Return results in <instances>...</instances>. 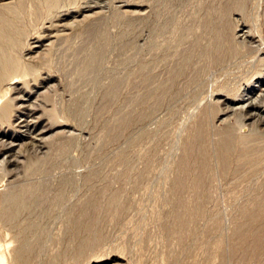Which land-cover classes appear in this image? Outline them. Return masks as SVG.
I'll return each mask as SVG.
<instances>
[{"label": "rangeland", "instance_id": "1", "mask_svg": "<svg viewBox=\"0 0 264 264\" xmlns=\"http://www.w3.org/2000/svg\"><path fill=\"white\" fill-rule=\"evenodd\" d=\"M1 15L19 68L0 81V264H264V0H0ZM203 113L236 152L227 170L209 152L199 193L185 144Z\"/></svg>", "mask_w": 264, "mask_h": 264}, {"label": "bare ground", "instance_id": "2", "mask_svg": "<svg viewBox=\"0 0 264 264\" xmlns=\"http://www.w3.org/2000/svg\"><path fill=\"white\" fill-rule=\"evenodd\" d=\"M0 21L4 22V18L1 15L0 16ZM5 39H7V36L5 34V32H0V43H2ZM222 46V45H220ZM18 62L17 60H15L14 58H10L9 55H6V53L3 51L0 47V81L2 80V77H5V75L7 73H13L16 72L18 70ZM20 72V71H18ZM202 74V73H201ZM8 75V74H7ZM6 78V77H5ZM15 78V77H14ZM17 80V79H16ZM3 81V80H2ZM16 82V81H15ZM2 83V82H1ZM204 117V118H203ZM26 123V122H25ZM30 127V126H28ZM230 128V127H229ZM232 130V129H231ZM229 130V129H224L223 131L217 130L216 131H212V129L209 130L208 132V128L206 126V122H205V113H203L201 115V117L199 118V123L197 125V128L188 136L187 138V143L186 145V152L187 154H189L190 152L195 153V151L198 153L199 155V174L198 176L196 175V173L198 171H196L195 175L196 177H193L192 183H191V189L194 191H199V193H203L205 187L207 186V181L209 180L211 174V170H212V163L211 160L209 159V152H211V154L213 153H217L220 162L222 163L223 167L226 168V170L228 168H230V166L232 165V156L233 154H235L234 152H236L235 149V142L234 139L236 138V136L234 135V133ZM216 135H219L218 137H216ZM216 137V141L215 143L213 142V137ZM235 136V138H234ZM246 141V140H243ZM246 143V142H245ZM264 149V148H263ZM249 151V150H248ZM247 151V152H248ZM245 152L247 155H244L241 153V155H238V159H244V158H248V153ZM216 155V156H217ZM188 156V155H187ZM251 158V157H250ZM240 161V160H239ZM245 160H242V162H244ZM246 161H250V160H246ZM257 161V160H256ZM253 162V161H252ZM253 164V163H251ZM244 163L243 164H238L235 171L237 170H241V168L244 167ZM254 165V164H253ZM256 165V164H255ZM254 165V166H255ZM198 166V165H197ZM196 166V167H197ZM254 166H252L254 168ZM188 166H186V160L183 161L181 163V171L186 174L188 172ZM195 167V168H196ZM234 167V166H233ZM248 167V166H247ZM250 171V169H249ZM243 173V172H242ZM240 174V173H239ZM187 176V175H186ZM184 177V176H183ZM185 177L184 178H178L177 182L175 183V191H177V193L179 194V199L181 201V203H186L188 200L185 197L184 193L186 192V190L188 188H190V185L185 181ZM207 189V188H206ZM207 193V192H205ZM204 193V194H205ZM15 198V197H14ZM16 199V198H15ZM200 199V198H199ZM202 199V198H201ZM259 201V200H258ZM262 202L261 200L258 202L259 205L262 204L260 203ZM257 203V202H256ZM264 204V203H263ZM262 204V205H263ZM183 207V206H182ZM262 207H259V209H261ZM256 209V208H255ZM257 209V210H259ZM183 210V209H182ZM192 210V209H191ZM194 211V210H193ZM256 211V210H255ZM254 211V212H255ZM187 212V211H185ZM184 212V213H185ZM264 212V211H263ZM188 213V212H187ZM192 213V212H191ZM195 213V212H194ZM251 213V212H250ZM258 213V212H257ZM260 213V212H259ZM249 214V213H248ZM253 214V213H252ZM257 215V214H256ZM252 216V215H251ZM248 217V216H247ZM246 218V217H245ZM248 218H251L250 216ZM183 220H185V217L183 218ZM178 221V220H177ZM256 221V220H255ZM181 222H183L181 220ZM180 224V223H179ZM183 224V223H182ZM180 224V225H182ZM245 224L244 223L241 225V229H243V231L245 230ZM253 224V223H251ZM184 226V225H183ZM250 227V226H249ZM183 228V227H182ZM256 229V228H255ZM260 229V228H259ZM262 229V228H261ZM253 230V229H252ZM248 231V230H247ZM250 232V231H249ZM254 232V231H253ZM263 232V231H262ZM244 233V232H243ZM247 234V233H246ZM245 234V235H246ZM260 235V234H259ZM259 235H257L259 237ZM263 235V234H262ZM240 236V235H239ZM262 237V236H261ZM242 240V239H241ZM257 240V239H256ZM255 241V240H254ZM243 242V241H242ZM262 242V241H261ZM256 243V242H255ZM256 245V244H255ZM261 245V243H260ZM264 246V244H263ZM238 247V246H237ZM259 247V245H258ZM257 249V248H256ZM259 249V248H258ZM263 249V248H262ZM253 250V249H252ZM251 250V251H252ZM260 250V249H259ZM255 251V250H253ZM257 252V251H255ZM262 252V251H261ZM254 254V253H253ZM257 254V253H256Z\"/></svg>", "mask_w": 264, "mask_h": 264}]
</instances>
